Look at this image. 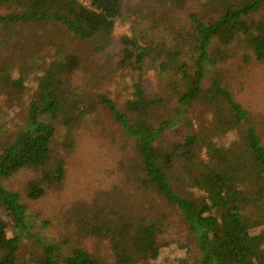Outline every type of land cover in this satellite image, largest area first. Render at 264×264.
<instances>
[{
  "label": "trees",
  "instance_id": "obj_1",
  "mask_svg": "<svg viewBox=\"0 0 264 264\" xmlns=\"http://www.w3.org/2000/svg\"><path fill=\"white\" fill-rule=\"evenodd\" d=\"M11 40L45 50L6 85L11 98L36 80L0 136V264H25L30 200L66 177L55 143L71 151L84 132L117 144L121 178L72 201L69 232L37 236L35 264H137L171 241L187 245L186 264H264V112L245 99L264 61V0H0V47ZM112 58L140 74L124 94L92 65L108 74ZM150 68L170 98L148 90ZM100 112L110 129L88 122Z\"/></svg>",
  "mask_w": 264,
  "mask_h": 264
},
{
  "label": "rangeland",
  "instance_id": "obj_2",
  "mask_svg": "<svg viewBox=\"0 0 264 264\" xmlns=\"http://www.w3.org/2000/svg\"><path fill=\"white\" fill-rule=\"evenodd\" d=\"M127 28H129L127 24L122 26L118 24L116 25V32H123ZM13 42L14 41H12V44L10 42L0 47L2 53H0V69L4 61H6V57L13 60L9 62H13V64H9L10 67L0 73V136L2 137L3 135L13 133L21 123L26 102L29 98L27 93L36 86V80L32 74L28 77L26 76L23 80L24 91L22 93L18 91L16 95L11 98L7 97L6 85L9 84L10 78L19 76L22 63L27 61L30 55L34 54L39 56L42 55L45 50L44 46L38 47L37 51L34 50L33 52L27 51L30 47H25L24 49L17 47V49L15 48L14 50ZM242 48L243 47L239 48L240 52ZM13 50L14 52L11 54L10 52ZM19 51L25 52L22 58L18 55ZM83 55H87V53L83 52ZM93 59L101 62L103 60L107 61L110 58L107 59L103 54H94ZM109 62L111 65L109 64L110 73L108 72V74L105 71H100V66H95L96 62L92 63V65L97 72L104 73L107 76V85L111 87V89L118 90L122 94L126 93V89L128 88L126 85H130L134 80L139 79L140 74L129 71V69L123 72L120 71L114 63V58ZM146 71L145 80L148 90L161 92L164 97L167 99L170 98L171 94L168 87L160 82V74L156 73L153 68L146 69ZM161 79L166 83L165 78ZM251 82L252 80L247 82L248 86ZM174 99L175 97L171 98L172 105L174 104ZM245 99L255 106L256 110L264 112V61L255 63L253 69V82L246 91ZM91 116L92 114H87V117L90 118ZM88 120V122H93L92 125L96 130L101 127H105L106 129L111 128V123L103 112H100L99 119L93 116V118ZM219 138H222L225 142H229L232 136L221 135ZM55 146L57 152L60 150V155L66 158V177L64 183L59 187H49L46 196L41 200H30L28 219L30 221L31 234H27L23 238L20 247L21 259L25 264H35V254L38 249V252L40 251L38 237L53 241L61 239L63 234L69 232L63 224L62 211L66 209L72 201L80 197H90L94 190L110 187L121 178L117 164L119 149L117 148V144L110 143L107 137H85L84 132L76 147L71 151L66 150L64 147L61 149V139L57 140ZM23 178L24 176H20L13 180L14 186L21 187ZM3 215L5 214L3 213ZM255 232L258 234L260 228ZM8 233H11L10 228L8 229ZM256 236H261V233ZM187 254L188 247L185 243L171 241L168 246L161 247L160 250L151 252L148 257L137 262V264H186L181 262L180 258L186 257Z\"/></svg>",
  "mask_w": 264,
  "mask_h": 264
}]
</instances>
